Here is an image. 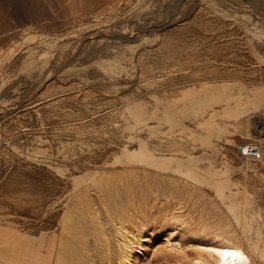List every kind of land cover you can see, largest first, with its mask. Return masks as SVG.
I'll use <instances>...</instances> for the list:
<instances>
[{"label": "bare ground", "instance_id": "obj_1", "mask_svg": "<svg viewBox=\"0 0 264 264\" xmlns=\"http://www.w3.org/2000/svg\"><path fill=\"white\" fill-rule=\"evenodd\" d=\"M232 2L0 0V264H137L147 234L156 263L264 264V0Z\"/></svg>", "mask_w": 264, "mask_h": 264}, {"label": "rangeland", "instance_id": "obj_2", "mask_svg": "<svg viewBox=\"0 0 264 264\" xmlns=\"http://www.w3.org/2000/svg\"><path fill=\"white\" fill-rule=\"evenodd\" d=\"M243 1H244V0H235V1L233 0V2L230 3L232 6H229V8H230L229 10L231 11V13H235V12H236L235 9H237V12H238V13H236V14H240V15H242V13H243L245 10L252 11V8L250 7V4H249V3H246V2L243 3ZM234 3H235V4H234ZM239 3H241L240 6H239ZM239 10H242V11H240L241 13L239 12ZM249 13H250L249 15L252 14L251 12H249ZM254 16H255V17H254ZM257 16H258V17H257ZM259 16H260V15H257V14H254V13H253V16H252V17H253L254 20H252V21H253V23H255L254 21L257 20L258 22L256 21L255 24H257V25H259V26H261V25L258 24V23H261V21H262V26H264V23H263L264 20L261 19L260 22H259ZM232 18H233V17H232ZM260 18H262V16H261ZM233 19H234V18H233ZM235 24H236V23H235ZM236 26H237V24H236ZM144 33H145V37H146L149 33H151V31H145ZM153 35H154V34H150V35H148V37H149V36L152 37ZM66 68H68V67H66ZM66 68H64L63 70H65ZM33 80L36 81V82L29 83V85H22V87L24 88V86H25V88H24V89L22 88V89L20 90V91H23V92L20 93V91H19V94H18V95H19V96H18V102H17L18 105H17V104L15 105V113H19V112L21 113V110H22L23 113H25L24 110L26 109L27 106H29V105L31 104V102H33V101L35 102V100H36V102L39 101V100H38V99H39V95H40L41 93H43L44 90H39V89H38V85H37V84H38L40 78H38V79H33ZM34 90H35V91H34ZM30 91H32V92H30ZM33 92H34V93H33ZM21 94H22V95H21ZM29 94H31V95H29ZM33 94H34V95H33ZM37 94H38V95H37ZM23 96H24V97H23ZM25 96H26V97H25ZM28 96H29V97H28ZM37 96H38V97H37ZM19 97H20V98H19ZM30 97H31V98H30ZM24 98H25V99H24ZM34 98H35V99H34ZM37 98H38V99H37ZM19 99H20V100H19ZM28 99L31 100V101H29ZM22 100H23V101H22ZM37 100H38V101H37ZM24 101H26V102H24ZM29 102H30V104H29ZM34 102H33V103H34ZM20 103H21V105H19ZM22 103H24V104H22ZM33 103H32V104H33ZM32 104H31V105H32ZM22 105H25V106L22 107ZM18 106H20V108L22 107V108H24V109H22V108L20 109ZM16 107H17V109H16ZM4 119H5V118L0 119V125L4 122ZM0 133H1V132H0ZM263 139H264V138H263ZM253 166H254L255 170H256L258 173L261 172V171H264V170H262V169H264V164H262L261 162H259L258 164H256V167H255V165H253ZM257 166H258V167H257ZM261 167H262V168H261ZM258 169H259L260 171H259ZM161 202H162V204L159 205V203H161ZM157 204H158V206H159V207H157V208L162 209V207H166L168 211H169V209H170L169 206H175V205L170 204V205H167V206H168V207H167V206L165 205V203H164L163 201H160V200L157 202ZM164 205H165V206H164ZM178 206H182V205H178ZM178 206H175V209H173L174 211H172V209H170V212H169V213H170V215H172V216H173V213H175L174 215H175L176 217H178V216L180 217V215H181V218H178V221H179V219H183V220H181V221H183V222L180 223L181 221H179V222L176 221L177 218H176L175 216H174V217L176 218V220L174 219L175 221H172V220H171V221H172V222H176V223L178 222V223H180V226H181V224L184 223V218L186 219L185 221L191 219L190 222L193 221L194 223L191 222V223H192V224H191V223L188 222V221L186 222V223H188L187 225H190L189 227H188V226L186 227V228H189V229H190V230L187 229V232H186V233H189V231L192 232V233L195 232V231H193V229H192V226H194L195 224H196V226H201L202 224H203V225L205 224V222H204V220H203L204 218L201 219V215L199 214V212H198L196 209H194V207L191 206V209L187 210V209H188L187 207H190V206H188V205H187V206L184 205V206H182V208L184 207V210L181 211V213H182V212H184V213L180 214V211H179L178 214H176V213H177L176 211H178V210H182V208L180 207V209H179ZM177 207H178V208H177ZM172 208H174V207H172ZM186 208H187V209H186ZM195 210H196V211H195ZM168 211H167V212H168ZM171 211H172L173 213H171ZM187 211H188L187 214H189L188 216H187V214L185 215V212H187ZM197 212H198V213H197ZM192 213H193V214H192ZM179 214H180V215H179ZM183 215L185 216L184 218L182 217ZM168 216H169V215H168ZM186 216H187L188 218H190V219L186 218ZM169 217H170V216H169ZM197 217H198V219H197ZM202 220H203V222H202ZM171 221H170V222H171ZM195 221H196V222H195ZM200 222H202V223H200ZM163 223H164V222H162L161 224L159 223V224L162 225ZM178 223H177V224H178ZM198 223H200V225H199ZM184 224H185V223H184ZM160 225H159V227L156 229V231H159V230H160L159 232H161L162 230H164V229H163L164 226H162V227H163V228H162ZM159 228H160V229H159ZM161 228H162V230H161ZM182 228H185V225H184L183 227L181 226V229H182ZM194 228H195V227H194ZM191 229H192V231H191ZM194 230H195V229H194ZM179 231H180V230L178 229V230L176 231V233L179 232ZM150 232H151V230L148 231L147 233H150ZM192 233H191L192 236H190V235L187 234L188 236L186 235V237H187L188 239L191 238V237H193V235H194V237H195V236L198 237V235H195V233H193V234H192ZM155 234H157V233H155ZM144 235H145V234H144ZM160 235H161V234H160ZM145 236H147L148 239L150 238V240H149V242H143V244H144V245H143V249H142L141 251H139L140 253L138 254V255H139L140 257H142V258H140L138 261H139L141 264H143L142 261H144V262L147 263V264H160L161 262H160V263H156V261L154 262V260L152 259V256H153V255H152V250L154 249L155 246H157L158 241L155 239V237H154L153 235L151 236V235L147 234V235H145ZM194 237H193V238H194ZM208 237H209V239L212 238V236H208ZM193 238H192V239H193ZM206 238H207V237H206ZM151 240H152V242H150ZM155 241H156V242H155ZM151 246H152V247H151ZM155 248H156V247H155ZM148 251H150V252H148ZM146 252H147V254H146ZM144 253H145V254H144ZM141 255H142V256H141ZM145 258H146V259H145ZM143 259H144V260H143ZM139 262H138L137 264H140Z\"/></svg>", "mask_w": 264, "mask_h": 264}, {"label": "built area", "instance_id": "obj_3", "mask_svg": "<svg viewBox=\"0 0 264 264\" xmlns=\"http://www.w3.org/2000/svg\"><path fill=\"white\" fill-rule=\"evenodd\" d=\"M244 156H247L248 158L253 160H259L261 158V152L258 147L251 146L248 147V149L244 153Z\"/></svg>", "mask_w": 264, "mask_h": 264}]
</instances>
